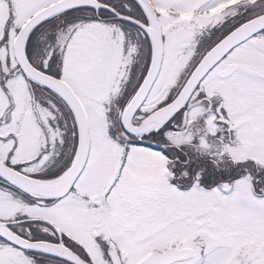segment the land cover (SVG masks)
<instances>
[{"label":"snow or ice","instance_id":"obj_1","mask_svg":"<svg viewBox=\"0 0 264 264\" xmlns=\"http://www.w3.org/2000/svg\"><path fill=\"white\" fill-rule=\"evenodd\" d=\"M0 264H264V0H0Z\"/></svg>","mask_w":264,"mask_h":264},{"label":"rangeland","instance_id":"obj_2","mask_svg":"<svg viewBox=\"0 0 264 264\" xmlns=\"http://www.w3.org/2000/svg\"><path fill=\"white\" fill-rule=\"evenodd\" d=\"M228 3H229V4H234V3H236V0H228ZM227 6H228V5H223L222 8H223V7H227ZM222 8H221V10H222Z\"/></svg>","mask_w":264,"mask_h":264}]
</instances>
